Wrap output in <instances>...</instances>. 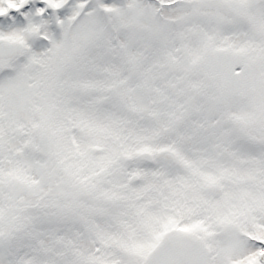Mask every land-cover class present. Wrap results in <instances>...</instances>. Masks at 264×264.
Wrapping results in <instances>:
<instances>
[{"label": "snow or ice", "instance_id": "6c2138e0", "mask_svg": "<svg viewBox=\"0 0 264 264\" xmlns=\"http://www.w3.org/2000/svg\"><path fill=\"white\" fill-rule=\"evenodd\" d=\"M0 264H264V0H0Z\"/></svg>", "mask_w": 264, "mask_h": 264}]
</instances>
